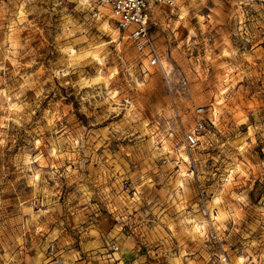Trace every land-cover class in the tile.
I'll list each match as a JSON object with an SVG mask.
<instances>
[{
	"label": "rangeland",
	"instance_id": "374dc122",
	"mask_svg": "<svg viewBox=\"0 0 264 264\" xmlns=\"http://www.w3.org/2000/svg\"><path fill=\"white\" fill-rule=\"evenodd\" d=\"M149 31L166 73L102 3L0 0V264H264V0L153 4Z\"/></svg>",
	"mask_w": 264,
	"mask_h": 264
},
{
	"label": "built area",
	"instance_id": "2783aa9c",
	"mask_svg": "<svg viewBox=\"0 0 264 264\" xmlns=\"http://www.w3.org/2000/svg\"><path fill=\"white\" fill-rule=\"evenodd\" d=\"M106 5L109 9L117 30L125 32L126 37L133 44L134 48L146 59L148 66L159 68L166 73L167 65L160 59L158 50L149 31L150 7L153 4H164L172 6L174 0H91ZM206 109L203 105L194 106L191 110L192 123L189 127L183 128L181 139L187 148L193 147L199 141L200 131L205 126ZM210 120V119H209ZM197 195L201 203V212L204 215L203 235L213 241H218L219 227L216 224L213 214L215 209H208L204 203V190L198 187ZM118 248L117 244L109 243L106 251V258L109 264H129L126 259L113 252ZM215 264H231L227 254L221 249L215 252ZM244 264H256L251 256H246Z\"/></svg>",
	"mask_w": 264,
	"mask_h": 264
},
{
	"label": "crops",
	"instance_id": "0c3cea01",
	"mask_svg": "<svg viewBox=\"0 0 264 264\" xmlns=\"http://www.w3.org/2000/svg\"><path fill=\"white\" fill-rule=\"evenodd\" d=\"M113 243H115V241L112 240ZM124 252V251H123ZM122 250L118 247L116 251L113 252V255H117V254H120L122 255L124 258H126V255L125 253H123ZM127 253V252H126ZM105 260L107 262V264H109V260L106 258V253H105ZM128 263V262H127ZM75 264H84L83 261H79V262H76Z\"/></svg>",
	"mask_w": 264,
	"mask_h": 264
},
{
	"label": "bare ground",
	"instance_id": "6f19581e",
	"mask_svg": "<svg viewBox=\"0 0 264 264\" xmlns=\"http://www.w3.org/2000/svg\"><path fill=\"white\" fill-rule=\"evenodd\" d=\"M86 1H88V0H86ZM217 213H216V211H215V213L213 214V217L215 218V215H216ZM217 219L215 218V221H216ZM198 224H199V226H200V232L201 233H203V227H204V219H199L198 220Z\"/></svg>",
	"mask_w": 264,
	"mask_h": 264
}]
</instances>
